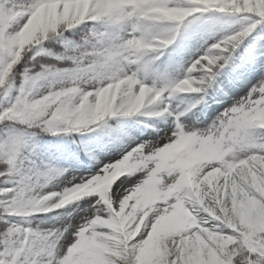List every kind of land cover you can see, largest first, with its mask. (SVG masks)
<instances>
[{
    "label": "snow or ice",
    "instance_id": "snow-or-ice-1",
    "mask_svg": "<svg viewBox=\"0 0 264 264\" xmlns=\"http://www.w3.org/2000/svg\"><path fill=\"white\" fill-rule=\"evenodd\" d=\"M206 13L240 16L250 23L206 49L187 69L186 78L160 88L148 86L145 79L153 62L175 42L181 26L188 18ZM77 14L81 23L100 28L83 45L71 48L68 59L74 67L53 70L41 65L42 72L36 74L26 67L16 86L10 79L16 65L28 52L34 51L33 61L46 55L38 46L80 25L73 21ZM31 16L57 23L39 28L25 47L19 28L21 18L27 21ZM158 24L165 29L154 33L152 28ZM258 24H264V0H0V90L13 99L0 111V125L8 122L22 128L0 143V165L4 166L0 175L12 184L0 189V224L4 225L0 264H264V79L206 132L186 130L177 117L174 134L162 143H141L94 177L55 196L36 194L33 189L46 187L64 173L55 168L41 172L43 165L31 159L33 149L26 139L31 130L53 135L61 130L80 132L107 118L131 117L142 110L162 117L167 109L162 101L165 92L169 98L178 93L198 94L200 99L188 110L202 102L209 88L221 98L234 94L232 81L244 78L250 71L248 64L255 61L252 54L236 63L235 54ZM222 74L224 79H218ZM53 77L67 79L73 88L71 93H62L53 87V92L63 99H84L85 104L95 100V90L86 98L77 87L82 80H107L114 85L124 80L122 91L133 100L143 99L144 106L136 111L134 104L122 105L118 99L97 123L89 126L73 121L57 110L58 104L49 106L43 101L46 94L37 96L31 87ZM158 105L162 111H156ZM173 141L172 151L159 152L164 143ZM206 160L219 161L211 165L219 170L202 183L196 177ZM118 165L129 168L126 176L140 174L136 183L151 191V198L172 197L161 205L171 214L166 212L154 228L151 222L139 233L127 228L121 201L131 191L126 187L129 181L124 176L110 191L106 187V174ZM72 192H78L73 201L94 197L96 211L78 229H72L76 238L65 245L58 247L63 233L41 234L10 219L51 212L53 204ZM188 213L195 219L190 221Z\"/></svg>",
    "mask_w": 264,
    "mask_h": 264
},
{
    "label": "rangeland",
    "instance_id": "rangeland-1",
    "mask_svg": "<svg viewBox=\"0 0 264 264\" xmlns=\"http://www.w3.org/2000/svg\"><path fill=\"white\" fill-rule=\"evenodd\" d=\"M242 19L243 18L240 17L223 14H203L202 17L196 20L198 24L203 20L200 31L194 32L188 36L190 42H184L185 39L179 41L180 36H178L171 46L163 50L159 55V59L153 62L151 66L152 70L147 73L145 83L148 86L155 85V87L160 88L163 87L166 82H175L186 78L187 69L198 56L202 55L206 49L220 41V39H223L225 36L233 35L244 27ZM196 22H194V24ZM164 29L165 25L158 24L154 25L152 31L154 33H159L164 31ZM260 30L262 31L261 34L249 41V46L244 52L246 57L237 59V63H240V60H246L250 55H255L254 63L248 64L250 71L246 76L232 81L234 94L229 93L221 98L216 95L214 88H209L206 95L204 94L202 102L195 108L188 110L190 105L195 103V101L191 100V98H182L183 96L181 97V95L185 93H178L176 96L169 98V93L165 92L162 97L163 106L167 108L164 116H155L148 111L142 110L140 113L131 116L132 121L127 124L121 123L114 128L106 127L105 137L103 134H98V138L95 137L93 139H89L88 136L80 137L82 148L87 150H84L82 158L67 155L66 153L64 155L63 151L71 145L68 141L53 140L54 142H43L40 148L33 152L32 156H36L41 160L49 158L50 153L56 154L58 157L62 156V162L59 163L60 159L58 158L55 160V163H58L56 169L59 172H63L64 175L58 176L46 187L33 189L34 193H61L64 189L74 186L77 182L94 177L100 173L105 166L118 161L120 157L141 143H162L167 137L174 134L177 117H179V123L186 130L191 129L198 132H206L226 109L240 101L242 97L247 95L251 87L264 79V72H261V62L264 61V25ZM239 55L240 50H238L236 58ZM18 65H21V62ZM41 65L57 70V68L52 65ZM41 65L29 64L27 68L30 69V74H36L42 72ZM135 70L136 68L133 66L132 71ZM16 73L17 72H15V74ZM193 75L195 76V74ZM218 79H224L223 74L218 77ZM49 80L50 79L41 80L39 83L47 84ZM13 81L15 85L18 86L21 82V75L17 73ZM93 83H95V81H93ZM56 90H58V86ZM87 90L91 89L89 88ZM47 91V87L41 88L36 92V95L46 94ZM12 102V96L6 98L2 92L0 95V111H3ZM162 110L163 107L159 105L156 106V111ZM141 113L144 114L145 118L141 117ZM182 113L183 115H181ZM7 123L8 122L5 124ZM60 133L67 134L70 132L61 130L56 135L49 132H46V135H52L56 138ZM71 133L74 134L78 132ZM102 139H105V142L102 143ZM140 178V174L134 173L123 179L129 181L126 185V187H129L138 182ZM33 180L35 181V177H33ZM152 195L153 193L151 191L145 192L146 198H151ZM90 200L92 203L88 202ZM94 202V197H83L78 201H72L65 205L63 207V212H59L62 208H53L51 211L53 213L51 214L56 213L58 215L46 222L39 223L38 220L39 215L45 214L44 212L34 214L31 217H24L22 219L24 228H30L41 234L48 232L63 233L58 247L65 245L69 240L74 241L76 238L72 229H78L79 226L87 222L90 216L96 211L93 207ZM66 227L69 228V232L67 233L64 232ZM64 250L66 251V248Z\"/></svg>",
    "mask_w": 264,
    "mask_h": 264
},
{
    "label": "clouds",
    "instance_id": "clouds-1",
    "mask_svg": "<svg viewBox=\"0 0 264 264\" xmlns=\"http://www.w3.org/2000/svg\"><path fill=\"white\" fill-rule=\"evenodd\" d=\"M86 2L87 0H85V3ZM73 21L75 23H81L82 18L77 14L73 17ZM56 23L57 22H54L51 18L47 21L43 18L38 19L36 16L28 17L27 21H23L21 18V27L19 31L25 40L24 46L26 47L27 43L31 42L39 28L45 25L51 28ZM70 26H74V24ZM39 81L34 82L31 87L35 92L39 91L41 88H48L46 95L41 97L43 101L48 102L49 106L58 104V111L65 112L73 121H81L82 123H87L89 126L92 123H97L109 107L115 106L118 99L122 105L134 104L136 111H140L144 106L143 99L133 100L126 92L122 91V86L125 83L124 80H120L115 85L107 80H97L95 83H93L91 79L82 80L77 87L81 92H84L86 98L92 97L94 95L92 89L95 90V100H89L87 104H85L84 99L77 100L75 96L63 99L51 90L53 87L57 89L58 86V92L71 93L73 88L69 86V81L65 78L53 77L47 84L39 83ZM89 88L91 90H87ZM155 99L156 98H153V103ZM165 111H167V109H165ZM186 134L191 135L192 133L188 132ZM174 145L175 141H173L172 144L166 142L160 147L159 152L161 154L170 152ZM213 164H219V161L206 160L199 169L196 179L203 183L213 173L218 172V168H211ZM128 173L129 168L127 166L118 165L113 169L112 173L106 174L107 190L110 191L111 187L122 177L128 175ZM200 173L203 175L201 176ZM130 188L131 191H128L127 195L124 196L121 201V214L125 216L124 222L127 228L133 229L134 233H139L149 222H151L154 228L156 221L163 218L166 212L169 215L171 214L168 208H161V205H167L172 197H168V199L146 198L145 192L148 190L139 183L131 185ZM55 195H58V193H50V197ZM77 195L78 192L69 193L68 196L59 203L53 204L52 208L63 207L67 203H71ZM188 218L190 221L195 219L191 213H188Z\"/></svg>",
    "mask_w": 264,
    "mask_h": 264
},
{
    "label": "trees",
    "instance_id": "trees-1",
    "mask_svg": "<svg viewBox=\"0 0 264 264\" xmlns=\"http://www.w3.org/2000/svg\"><path fill=\"white\" fill-rule=\"evenodd\" d=\"M87 38L88 37H85L84 39H82L80 41H77L74 39L63 40L61 42L54 41L52 45L60 48L61 52L59 53L58 58L65 60L66 56L69 54L68 51H71V48H73V47L83 45ZM50 42L51 41H47L44 43V46H38V47H42L44 50V48H47L48 46H50ZM63 47H65V48H63ZM51 48H54V47H51ZM31 53L33 55L35 54L34 51ZM39 57L40 56H38L37 58H39ZM5 134H6L5 130L4 131L0 130V143L3 142ZM3 171H4V166L0 165V172H3ZM11 186H12L11 182H9L6 177L0 175V189H3L5 187H11ZM10 219H11L12 223H14L18 226H22L20 217H11ZM3 230H4V225L0 224V232H2Z\"/></svg>",
    "mask_w": 264,
    "mask_h": 264
},
{
    "label": "bare ground",
    "instance_id": "bare-ground-1",
    "mask_svg": "<svg viewBox=\"0 0 264 264\" xmlns=\"http://www.w3.org/2000/svg\"><path fill=\"white\" fill-rule=\"evenodd\" d=\"M141 117H142V118H145V116H144V114H143V113H141Z\"/></svg>",
    "mask_w": 264,
    "mask_h": 264
}]
</instances>
